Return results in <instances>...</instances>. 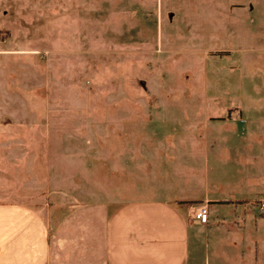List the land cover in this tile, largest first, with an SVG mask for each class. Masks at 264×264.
I'll return each mask as SVG.
<instances>
[{
	"label": "rangeland",
	"instance_id": "374dc122",
	"mask_svg": "<svg viewBox=\"0 0 264 264\" xmlns=\"http://www.w3.org/2000/svg\"><path fill=\"white\" fill-rule=\"evenodd\" d=\"M206 117L264 119V0H0L10 200L41 204L47 170L74 185L87 168L95 199L134 195L121 172L164 152L163 122Z\"/></svg>",
	"mask_w": 264,
	"mask_h": 264
},
{
	"label": "crops",
	"instance_id": "0c3cea01",
	"mask_svg": "<svg viewBox=\"0 0 264 264\" xmlns=\"http://www.w3.org/2000/svg\"><path fill=\"white\" fill-rule=\"evenodd\" d=\"M240 123L165 120L164 152L129 161L137 193L114 202L86 192L88 168L74 185L47 170L41 204L10 200L2 171L0 264H264V119ZM201 204L207 222H189Z\"/></svg>",
	"mask_w": 264,
	"mask_h": 264
},
{
	"label": "built area",
	"instance_id": "2783aa9c",
	"mask_svg": "<svg viewBox=\"0 0 264 264\" xmlns=\"http://www.w3.org/2000/svg\"><path fill=\"white\" fill-rule=\"evenodd\" d=\"M262 210H264V202L262 203ZM208 220V208L206 204H201L193 209L192 214L189 216L188 221L198 224H204Z\"/></svg>",
	"mask_w": 264,
	"mask_h": 264
}]
</instances>
